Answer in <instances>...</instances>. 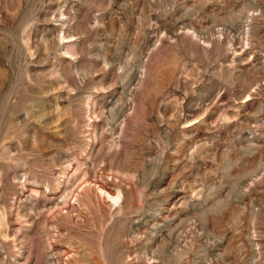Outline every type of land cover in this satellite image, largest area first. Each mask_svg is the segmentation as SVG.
<instances>
[{
  "label": "rangeland",
  "instance_id": "rangeland-1",
  "mask_svg": "<svg viewBox=\"0 0 264 264\" xmlns=\"http://www.w3.org/2000/svg\"><path fill=\"white\" fill-rule=\"evenodd\" d=\"M0 264H264V0H0Z\"/></svg>",
  "mask_w": 264,
  "mask_h": 264
},
{
  "label": "bare ground",
  "instance_id": "bare-ground-1",
  "mask_svg": "<svg viewBox=\"0 0 264 264\" xmlns=\"http://www.w3.org/2000/svg\"><path fill=\"white\" fill-rule=\"evenodd\" d=\"M113 200H117L118 196H110Z\"/></svg>",
  "mask_w": 264,
  "mask_h": 264
}]
</instances>
